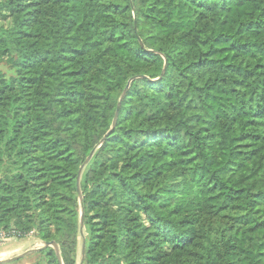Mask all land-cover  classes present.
Wrapping results in <instances>:
<instances>
[{
	"label": "trees",
	"instance_id": "obj_1",
	"mask_svg": "<svg viewBox=\"0 0 264 264\" xmlns=\"http://www.w3.org/2000/svg\"><path fill=\"white\" fill-rule=\"evenodd\" d=\"M0 15V228L55 242L62 264L82 243V264H264V0Z\"/></svg>",
	"mask_w": 264,
	"mask_h": 264
},
{
	"label": "water",
	"instance_id": "obj_2",
	"mask_svg": "<svg viewBox=\"0 0 264 264\" xmlns=\"http://www.w3.org/2000/svg\"><path fill=\"white\" fill-rule=\"evenodd\" d=\"M164 69H165V66H164ZM163 73H164V70H163L162 74H163ZM134 79H135V78H131V79L127 82V84H126V86H125V88H124V90H123V92H122V94H121L120 100H121L122 97L125 95L126 91L128 90V88H129V86H130V83H131ZM118 107H119V104L117 105V109H116L115 114H114V118H113V121H112L111 129H110V131H109V132H108V133H107V134H106V135L100 140L99 145H101V144L105 141L107 135L113 130V128H114V126H115V124H116L117 116H118ZM95 150H96V148H94V149L89 153V155L87 156V158L85 159V161L83 162V164L80 166V168H79V170H78V174H77V183H78V184H79V180H80V177H81V172H82L83 168L85 167V165H86V164L90 161V159L92 158L93 153H94ZM77 190H78L79 203L81 204L82 198H81V194H80L79 187H77ZM82 227H83V212L80 211V234H81V235H82ZM45 248H53V250H54V252H55V254H56V257H57V260H58L59 264H62V262H61V258H60V254H59V248H58V246L56 245V243L53 242V241H52V242H48V243H44V242H42V246H41V247H39V248H37V249H28V250H26L25 252H23V253L20 254V255L13 256V257H11V258H8L7 260H1V261H0V264H6V263H9V262L15 261V260H17V259H19V258L25 256V255L28 254V253L37 252V251H40V250L45 249ZM83 256H84V244L82 243V246H81V258H80V264H82Z\"/></svg>",
	"mask_w": 264,
	"mask_h": 264
},
{
	"label": "rangeland",
	"instance_id": "obj_3",
	"mask_svg": "<svg viewBox=\"0 0 264 264\" xmlns=\"http://www.w3.org/2000/svg\"><path fill=\"white\" fill-rule=\"evenodd\" d=\"M9 23H10L9 19H7V18L3 17L2 15H0V26L8 27ZM0 70L1 71L5 70L3 68L2 64H0ZM79 240H80V238H78V241ZM17 245H26V248L23 251L19 252L18 255L22 254L23 252H25L28 249H37V248L41 247L38 244L37 238H34V239H32V238H23V239L16 240L15 242H13V241L6 242L4 245L0 246V250L4 249L7 246H17ZM32 253H34V252H32ZM32 253H28L25 256L15 260V261L6 263V264H34L36 258L31 256ZM15 256H17V255H15ZM80 258H81V254H80ZM2 260H7V259H2ZM79 264H80V260H79Z\"/></svg>",
	"mask_w": 264,
	"mask_h": 264
},
{
	"label": "built area",
	"instance_id": "obj_4",
	"mask_svg": "<svg viewBox=\"0 0 264 264\" xmlns=\"http://www.w3.org/2000/svg\"><path fill=\"white\" fill-rule=\"evenodd\" d=\"M23 238H36L35 231H29L25 234H22L15 229H3L0 228V246L4 245L6 242L9 241H16ZM39 246H42V241L37 239ZM38 246V247H39Z\"/></svg>",
	"mask_w": 264,
	"mask_h": 264
},
{
	"label": "crops",
	"instance_id": "obj_5",
	"mask_svg": "<svg viewBox=\"0 0 264 264\" xmlns=\"http://www.w3.org/2000/svg\"><path fill=\"white\" fill-rule=\"evenodd\" d=\"M15 242V241H13ZM26 248V245H17V246H7L4 249L0 250V260L8 259L12 256L18 255L19 252L23 251Z\"/></svg>",
	"mask_w": 264,
	"mask_h": 264
},
{
	"label": "bare ground",
	"instance_id": "obj_6",
	"mask_svg": "<svg viewBox=\"0 0 264 264\" xmlns=\"http://www.w3.org/2000/svg\"><path fill=\"white\" fill-rule=\"evenodd\" d=\"M1 256V255H0Z\"/></svg>",
	"mask_w": 264,
	"mask_h": 264
}]
</instances>
